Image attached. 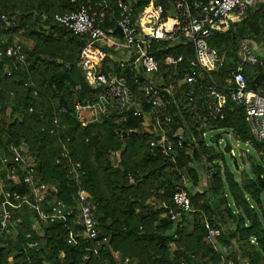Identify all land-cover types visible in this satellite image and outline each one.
Returning <instances> with one entry per match:
<instances>
[{"label": "trees", "instance_id": "1", "mask_svg": "<svg viewBox=\"0 0 264 264\" xmlns=\"http://www.w3.org/2000/svg\"><path fill=\"white\" fill-rule=\"evenodd\" d=\"M100 1L103 0H91L95 6ZM105 1L117 10V0ZM162 2L170 4L169 0ZM74 8L71 0H0V49L5 51L7 46L18 43L26 57L12 75L5 67L13 70L16 59L0 58V162L14 156L17 146L25 143L38 162L39 179L56 184L58 198L67 205H76L74 199L80 192L84 197L81 201L93 211L101 236L69 244L71 223L43 225L24 209L26 215L18 234L2 240L0 264L25 258L24 248L29 241L24 235L30 230L40 244L38 250L28 251L33 264H125V259H129L128 264H198L197 260L221 264L222 253L205 240V219L220 225L218 243L226 251L231 248L226 259H236L238 264H264V187L258 182L260 176L264 177V164L252 163L255 177L238 182L229 168L223 169L217 162L214 145L208 146L203 136L212 129L231 131L236 140L253 143L264 161V142L254 139L245 110L228 103L222 120L208 122L197 108L185 106L177 98L155 118L170 116L165 125L170 136L167 143L172 144L168 154L161 145L150 146L151 140L160 137L152 129L145 130L143 116L129 113L121 123L103 119L82 125L74 115L75 104L97 99L100 93L88 84L78 65L88 39L74 35L54 20L55 14ZM44 13L51 18L44 19ZM229 22L228 30L218 31L209 39L210 46L225 60L212 72L213 78L223 84L226 76L241 66L248 87L264 95V64L243 63L239 56L242 42L252 40L254 48L264 42V1L248 7L241 21ZM17 32H22L23 39L15 42ZM153 44L151 53L163 67L165 55L183 56L176 66L177 76L172 77L180 78L191 68L195 56L189 41L181 40L167 49V43ZM256 54L260 59L261 55ZM116 67L119 71V65L108 56L99 65V73ZM170 74L166 69L165 78ZM139 77L137 84L132 79L130 82L141 98V109L149 112L151 107L139 91L144 77ZM61 98L70 111L58 112L64 107ZM29 107L34 112L29 113ZM56 116L60 119L57 129L66 125L62 138L66 146L41 129L51 126ZM180 139L182 146L178 145ZM220 139L221 136L213 137L216 144ZM63 149L66 156L62 155ZM76 163L81 164L84 173L81 183L69 173ZM198 165L201 166L197 168ZM184 176L191 181L190 186ZM178 184L188 191L194 209L181 214V221L187 223L183 228H177L167 216L170 209L176 210L173 195ZM12 188L21 193L28 191L26 184ZM228 224H234V230ZM95 247L97 253L89 252ZM256 250L257 258L251 253Z\"/></svg>", "mask_w": 264, "mask_h": 264}, {"label": "built area", "instance_id": "2", "mask_svg": "<svg viewBox=\"0 0 264 264\" xmlns=\"http://www.w3.org/2000/svg\"><path fill=\"white\" fill-rule=\"evenodd\" d=\"M163 0H117L115 8L103 0L92 5L91 0H71L75 8L71 12L55 14L54 20L62 27L78 37L87 38V44L81 51L78 65L84 72L86 81L100 93L97 99L85 104L77 103L74 115L82 125H89L103 119L116 123L126 121L129 113L143 116L141 98L137 96L130 80L137 84L139 76L144 77V85L139 88L150 105V111L156 116L166 111L176 103L177 98L185 106L197 108L206 121L216 122L224 118V108L228 103H235L243 108L247 122L256 141L264 142V95L248 87L247 80L241 66L232 70L226 76L224 83L219 84L213 78L212 72L218 66L225 64L224 57L210 46L209 39L220 31H226L230 22L241 21L246 10L257 2L264 0H169L166 5ZM145 2L147 4H143ZM44 19L51 15L44 13ZM117 28L121 32L117 31ZM181 40L189 41L192 45L195 60L191 68L185 70L182 77L177 76V65L183 61V56L167 54L163 58V65L152 54L153 43H167V49ZM252 40L244 41L240 45L239 56L243 63L256 65L264 62L258 58ZM0 49V58H15L13 70L5 67L8 75L17 71L19 64L25 62V55L20 44ZM111 57L119 65V71L99 73L102 61ZM17 61V62H16ZM170 71L166 79L164 72ZM159 80V81H158ZM183 91V93H181ZM67 111L65 107L59 113ZM34 112L29 107V113ZM170 116L165 114L163 120L157 118L154 126L162 132L159 140H151L152 148L161 145L163 152L168 154L172 144L167 143L165 125ZM56 116L52 125L42 127V131L60 140L66 125L61 124ZM49 125V124H48ZM182 140L178 145L182 146ZM25 145V143H24ZM65 148V147H63ZM62 155L66 156L64 149ZM21 172L23 177H20ZM69 173L81 183L82 167L76 163ZM26 184L28 191L21 193L13 186ZM59 188L56 184L42 182L37 169L28 164L21 153L6 157L0 162V246L2 240L9 235L18 234V227L23 222L25 210L32 212L37 221L43 225L60 222L71 223L67 242L76 245L79 240L92 241L101 236L99 225L93 211L82 201L84 197L79 192L74 199L76 205H67L58 198ZM82 200V201H81ZM173 202L176 210L170 209L167 216L177 228H183L186 222L181 221L182 213L194 211L188 191L182 184L176 186ZM191 222V220H190ZM205 240L215 244L221 236L222 229L217 223L205 219ZM17 227V229H16ZM78 229V230H77ZM77 231V232H76ZM29 241L24 248L25 258L13 261L11 264H33L28 253L30 249H39V240L30 230L25 233ZM104 238V241H107ZM97 253L91 248L89 252ZM88 259V255L84 257ZM129 259H125V264ZM113 264V263H109Z\"/></svg>", "mask_w": 264, "mask_h": 264}, {"label": "rangeland", "instance_id": "3", "mask_svg": "<svg viewBox=\"0 0 264 264\" xmlns=\"http://www.w3.org/2000/svg\"><path fill=\"white\" fill-rule=\"evenodd\" d=\"M22 31V30H21ZM22 32H17L13 36L15 42L20 41L23 39L21 37ZM256 48V51L261 55V61L264 62V42L259 43V45ZM159 81V80H158ZM205 123V122H204ZM205 138V143L209 145H214V150L216 154L218 155L217 162L220 163L221 167L224 169V166L230 169L231 173L234 175V178L236 181L241 182L245 178H253L255 177L252 169H251V164L256 163L259 165H263L264 161L262 159V154L257 151L256 147L253 145L251 142H241L239 140H236V137L231 131H225L224 129H212V130H207L205 134L203 135ZM214 136H221V139L219 140V143H215L213 140ZM229 144L231 147V153L225 151V147ZM21 150V151H20ZM190 150V149H189ZM21 153L22 157H24L25 161L34 166L36 169L38 167V162L36 160V157L29 152L28 146L24 145V143L20 144L17 146L15 153ZM213 155V154H212ZM237 159V166L234 163V159ZM201 165H198L197 168H199ZM200 173V176H202V173ZM184 180L187 183V186L191 185V181L188 180L187 176H184ZM203 184V182H202ZM206 187V183H205ZM230 203L232 204V199L229 194ZM255 206V205H254ZM257 208V207H256ZM33 222V219H32ZM37 223L36 220L34 219V223ZM232 225V224H231ZM39 232H41L40 226L37 224L35 225ZM229 228V224L227 225ZM34 229V227H33ZM230 230H234L230 229ZM253 242V241H252ZM256 251H252L251 253L255 255V258H257ZM233 264H238V260L236 259H230L229 260ZM11 264V263H10Z\"/></svg>", "mask_w": 264, "mask_h": 264}, {"label": "crops", "instance_id": "4", "mask_svg": "<svg viewBox=\"0 0 264 264\" xmlns=\"http://www.w3.org/2000/svg\"><path fill=\"white\" fill-rule=\"evenodd\" d=\"M155 118H156V115L155 114H153L151 111H149V112H145V114H144V124H143V126H144V128H145V130H153V131H155L156 132V134H158V136L159 137H161L162 136V132L160 131V130H158L157 128H155V126H154V121H155ZM166 134H165V136H166V138H167V142L169 141V129L167 130V128H166ZM262 154V153H261ZM187 224V223H186ZM233 228H235V225L234 224H232V225H229V229H233ZM232 231V230H231ZM218 240L219 239H217L216 240V242H215V244H214V246L216 245V249L220 252V253H222V255H223V261L221 262V264H233V263H231L229 260L230 259H226V256L227 255H229V254H231V248H229V250H227L226 251V249L225 248H223L219 243H218ZM115 256H117V254H115ZM192 260H194V258L192 259ZM198 261V264H202V261L201 260H197ZM204 262L206 261V259H204L203 260ZM227 262V263H226ZM118 263V262H117ZM192 263L194 264V262L192 261ZM128 264V263H127ZM182 264H187L186 263V261L185 262H182Z\"/></svg>", "mask_w": 264, "mask_h": 264}, {"label": "water", "instance_id": "5", "mask_svg": "<svg viewBox=\"0 0 264 264\" xmlns=\"http://www.w3.org/2000/svg\"><path fill=\"white\" fill-rule=\"evenodd\" d=\"M117 31H118V32H121L119 28H117ZM61 103H62L63 106L67 109V111H70V108H69V106L67 105V102H66L63 98H61ZM225 151L231 153V147L229 146V144H227V146L225 147ZM231 154H232V153H231ZM232 156H233V154H232ZM233 159H234V163H235V165L237 166V159H236L235 157H234ZM237 167H238V166H237ZM258 182H259V184H260L262 187H264V177H263V176H260V177L258 178ZM114 264H122V263H116V262H114Z\"/></svg>", "mask_w": 264, "mask_h": 264}]
</instances>
